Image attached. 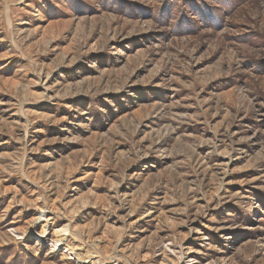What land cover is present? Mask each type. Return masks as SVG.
Listing matches in <instances>:
<instances>
[{"label": "rangeland", "instance_id": "1", "mask_svg": "<svg viewBox=\"0 0 264 264\" xmlns=\"http://www.w3.org/2000/svg\"><path fill=\"white\" fill-rule=\"evenodd\" d=\"M0 264H264V0H0Z\"/></svg>", "mask_w": 264, "mask_h": 264}, {"label": "crops", "instance_id": "2", "mask_svg": "<svg viewBox=\"0 0 264 264\" xmlns=\"http://www.w3.org/2000/svg\"><path fill=\"white\" fill-rule=\"evenodd\" d=\"M19 110L18 113L20 114V116L22 117V114H25L26 110H24L25 104L24 103H20L18 104ZM18 109V108H17ZM26 117V116H25ZM23 119V117H22Z\"/></svg>", "mask_w": 264, "mask_h": 264}]
</instances>
